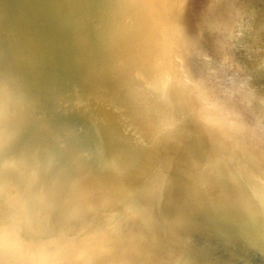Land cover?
I'll list each match as a JSON object with an SVG mask.
<instances>
[{
    "label": "clouds",
    "instance_id": "clouds-1",
    "mask_svg": "<svg viewBox=\"0 0 264 264\" xmlns=\"http://www.w3.org/2000/svg\"><path fill=\"white\" fill-rule=\"evenodd\" d=\"M0 25V264L264 257V0H33Z\"/></svg>",
    "mask_w": 264,
    "mask_h": 264
},
{
    "label": "bare ground",
    "instance_id": "bare-ground-1",
    "mask_svg": "<svg viewBox=\"0 0 264 264\" xmlns=\"http://www.w3.org/2000/svg\"><path fill=\"white\" fill-rule=\"evenodd\" d=\"M200 4L198 0H188L185 15L193 24ZM35 12L33 0H0V25L16 26ZM193 243L200 251L196 264H264V257L259 254L203 229L193 233Z\"/></svg>",
    "mask_w": 264,
    "mask_h": 264
},
{
    "label": "rangeland",
    "instance_id": "rangeland-1",
    "mask_svg": "<svg viewBox=\"0 0 264 264\" xmlns=\"http://www.w3.org/2000/svg\"><path fill=\"white\" fill-rule=\"evenodd\" d=\"M199 2L202 3V0H200V1L198 0V3H199Z\"/></svg>",
    "mask_w": 264,
    "mask_h": 264
}]
</instances>
